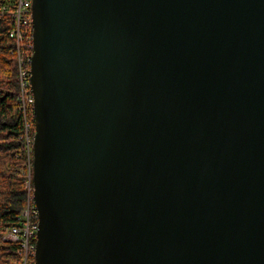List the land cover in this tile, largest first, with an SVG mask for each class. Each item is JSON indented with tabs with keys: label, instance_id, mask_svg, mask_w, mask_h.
I'll return each mask as SVG.
<instances>
[{
	"label": "water",
	"instance_id": "water-1",
	"mask_svg": "<svg viewBox=\"0 0 264 264\" xmlns=\"http://www.w3.org/2000/svg\"><path fill=\"white\" fill-rule=\"evenodd\" d=\"M36 264H264V0H33Z\"/></svg>",
	"mask_w": 264,
	"mask_h": 264
},
{
	"label": "trees",
	"instance_id": "trees-1",
	"mask_svg": "<svg viewBox=\"0 0 264 264\" xmlns=\"http://www.w3.org/2000/svg\"><path fill=\"white\" fill-rule=\"evenodd\" d=\"M14 27L10 13L0 19V264H21L20 248L3 237L27 205L23 170L33 160L19 103L16 40L10 36Z\"/></svg>",
	"mask_w": 264,
	"mask_h": 264
},
{
	"label": "built area",
	"instance_id": "built-area-1",
	"mask_svg": "<svg viewBox=\"0 0 264 264\" xmlns=\"http://www.w3.org/2000/svg\"><path fill=\"white\" fill-rule=\"evenodd\" d=\"M0 7V19L10 13L15 27L10 36L16 40V56L19 82V103L25 120L26 145L33 153L35 136V95L32 87V59L34 52L33 0H4ZM34 130V135H33ZM27 205L22 210L17 225L5 230L3 239L18 245L21 264H36L39 211L34 196L33 160L23 170Z\"/></svg>",
	"mask_w": 264,
	"mask_h": 264
}]
</instances>
